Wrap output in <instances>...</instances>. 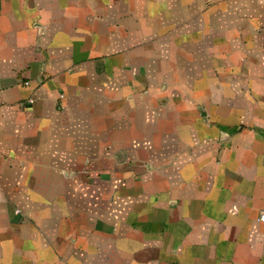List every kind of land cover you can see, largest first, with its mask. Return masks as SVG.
<instances>
[{
    "label": "crops",
    "instance_id": "crops-1",
    "mask_svg": "<svg viewBox=\"0 0 264 264\" xmlns=\"http://www.w3.org/2000/svg\"><path fill=\"white\" fill-rule=\"evenodd\" d=\"M262 211L264 0H0V264H264Z\"/></svg>",
    "mask_w": 264,
    "mask_h": 264
},
{
    "label": "built area",
    "instance_id": "built-area-1",
    "mask_svg": "<svg viewBox=\"0 0 264 264\" xmlns=\"http://www.w3.org/2000/svg\"><path fill=\"white\" fill-rule=\"evenodd\" d=\"M59 98H61V96H59ZM258 221L264 222V211H262L261 213H259V215H258Z\"/></svg>",
    "mask_w": 264,
    "mask_h": 264
}]
</instances>
